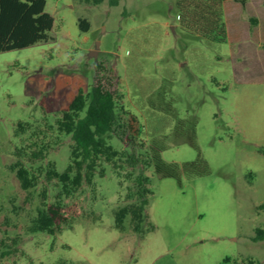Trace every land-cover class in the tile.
Instances as JSON below:
<instances>
[{
  "label": "rangeland",
  "instance_id": "1",
  "mask_svg": "<svg viewBox=\"0 0 264 264\" xmlns=\"http://www.w3.org/2000/svg\"><path fill=\"white\" fill-rule=\"evenodd\" d=\"M46 1L54 39L0 52V264H264V239L254 240L264 227V0H223L227 41L201 33L214 0ZM104 56L119 88L108 140L122 157L101 161L93 184L64 199L71 228L32 232L37 206L61 189L49 163L61 172L70 163L72 139L56 137V120L90 91ZM179 120L194 125V145L173 134ZM20 121L28 130L15 136ZM153 137L165 162L201 155L208 173L158 174L146 161ZM43 144L45 157L34 158ZM18 151L38 180L31 192L9 168ZM139 175L152 191L142 235L115 227Z\"/></svg>",
  "mask_w": 264,
  "mask_h": 264
},
{
  "label": "trees",
  "instance_id": "2",
  "mask_svg": "<svg viewBox=\"0 0 264 264\" xmlns=\"http://www.w3.org/2000/svg\"><path fill=\"white\" fill-rule=\"evenodd\" d=\"M95 1L99 3L103 0ZM214 1L216 6L219 5V8L212 9L213 17L210 19V27L201 33L212 40L227 41L226 22L222 19V15H224L223 0L221 2L220 0ZM241 2L244 4L245 0H241ZM112 4H117V0H113ZM46 5V0H0V52L26 48L54 39L51 35L54 17L46 11ZM209 12L211 13V11ZM80 26L83 31H88L90 22L80 19ZM94 68V83L90 91L85 92L80 89L69 107L56 120L54 127L57 133L56 137L67 135L72 139L70 163L62 172L56 169L54 163H49L46 176L49 180L56 181L61 189L55 203H42L37 206L36 215L32 219L30 227L32 232L48 233L50 236L56 237L66 227L71 228V221L63 212L64 199L78 191L84 182L93 184L96 169L101 161H112L122 157L121 153L108 140L118 119L119 88L114 81V77L118 75L116 64L114 60L104 56ZM186 125V121L179 120L173 134L180 137L186 132L188 141L194 145V125L189 127ZM28 126V122H18L14 132L15 136L26 133ZM46 136L47 134L44 135V137ZM46 148L47 145L43 144L38 150L32 151L33 157H45ZM164 148L165 145L159 144L156 138H150L146 161L154 166L158 174L179 177L182 169L188 176L208 173L207 163L201 155L195 161L186 162L181 166L177 163H167L162 159L161 151ZM15 155L17 159L9 168L16 174L22 190L31 192L37 185V177L26 165L20 152H15ZM126 156L133 163L139 162L131 154L126 153ZM146 183H149L148 178L139 175L133 199L127 205L116 210L115 227L119 231H126V224L129 223L133 232L144 234V226L147 223L146 208L152 194L151 189L145 186ZM262 239H264V227L258 228L254 237L255 241ZM229 261L230 259L226 258L224 264ZM250 263H254L252 259H250Z\"/></svg>",
  "mask_w": 264,
  "mask_h": 264
},
{
  "label": "crops",
  "instance_id": "3",
  "mask_svg": "<svg viewBox=\"0 0 264 264\" xmlns=\"http://www.w3.org/2000/svg\"><path fill=\"white\" fill-rule=\"evenodd\" d=\"M223 7H224V15H225V22H226V27H227V35H228V40L231 34V27H232V22H230V28H228V23L226 20V9H225V3L223 2ZM259 28L261 30V34L260 35H264V20L262 18L259 17Z\"/></svg>",
  "mask_w": 264,
  "mask_h": 264
},
{
  "label": "water",
  "instance_id": "4",
  "mask_svg": "<svg viewBox=\"0 0 264 264\" xmlns=\"http://www.w3.org/2000/svg\"><path fill=\"white\" fill-rule=\"evenodd\" d=\"M97 47H99V43H98V46ZM91 55H97V53L95 52V51H93L92 53H91Z\"/></svg>",
  "mask_w": 264,
  "mask_h": 264
}]
</instances>
